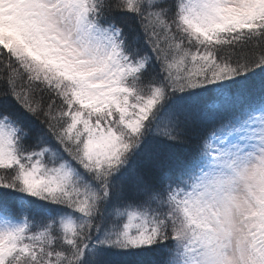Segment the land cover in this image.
Listing matches in <instances>:
<instances>
[{
	"label": "snow or ice",
	"instance_id": "snow-or-ice-1",
	"mask_svg": "<svg viewBox=\"0 0 264 264\" xmlns=\"http://www.w3.org/2000/svg\"><path fill=\"white\" fill-rule=\"evenodd\" d=\"M0 264H264V0H0Z\"/></svg>",
	"mask_w": 264,
	"mask_h": 264
}]
</instances>
